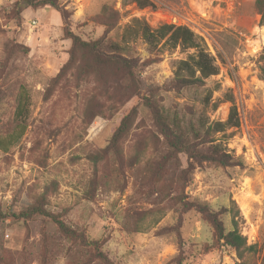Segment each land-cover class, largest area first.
Wrapping results in <instances>:
<instances>
[{
	"label": "rangeland",
	"instance_id": "1",
	"mask_svg": "<svg viewBox=\"0 0 264 264\" xmlns=\"http://www.w3.org/2000/svg\"><path fill=\"white\" fill-rule=\"evenodd\" d=\"M14 1L0 0V133L12 128L21 85L31 103L25 133L8 152L0 150V209L18 211L44 196V206L81 233L86 245L65 239L49 217L26 223L8 218L0 220V254L8 252L11 264H42L45 234L51 244L49 264H67L80 252V260L91 259L92 242L111 264H176V254L181 264L237 262L230 248L202 250L213 241L212 231L193 209L183 214L179 240L173 234H156L173 223L179 205L171 200L174 188L155 186L141 171L146 161L164 151L148 109L138 96L110 103L96 82H74L71 73L44 98L51 78L67 59L70 41L64 38L56 10L27 7L18 20ZM58 1L68 11L66 27L84 39L103 34L105 27L96 19L103 4L118 11L117 23L106 36L135 58L139 96H153L170 115L224 121L235 106L238 126L216 133L215 138L239 163L195 168L183 195L185 200L207 202L216 209L225 207V227L230 229L236 222L246 243L255 245V252L247 255L248 263L260 264L264 81L258 60L264 52V24H259L254 0H154L156 8H140L131 0ZM137 21L151 29L166 23L186 25L202 38L211 55L221 52L225 63L216 59L219 71L206 79L204 88L176 92L170 87L175 61L193 51L168 45L150 51L138 33ZM207 91L211 100L204 104ZM92 99L103 113L90 117ZM133 105L138 116L121 143L120 159L109 155L95 161L93 154L108 144L120 113ZM138 152L134 163L131 158ZM185 166L186 156L179 154L166 166V176L175 177Z\"/></svg>",
	"mask_w": 264,
	"mask_h": 264
},
{
	"label": "trees",
	"instance_id": "2",
	"mask_svg": "<svg viewBox=\"0 0 264 264\" xmlns=\"http://www.w3.org/2000/svg\"><path fill=\"white\" fill-rule=\"evenodd\" d=\"M140 8H156L154 0H131ZM254 9L259 15V24H264V0H254ZM30 7L37 9L41 7H50L56 10L63 23L64 38L69 39L67 49V59L60 67L58 73L51 78L44 98H47L63 79H67L69 73L72 74L74 82H80L91 79L98 85V91L105 93L106 99L112 102H123L134 96L141 98L143 105L148 109L155 130L162 137L164 151L155 159L146 161L143 165L144 177L153 182L155 186L164 188H174L176 194L171 200L176 206L179 205V211L172 224L163 226L156 231V234H173L175 239H180V229L183 222V214L193 209L200 218L211 227L213 241L210 244H204L203 251H208L213 247L222 250L230 248L236 253L238 259L234 264H250L247 261V255L255 252V245L247 244L246 238L240 233L236 222H232V227L227 229L223 220L227 209L225 207L214 208L207 202L189 201L184 199L183 189L188 185L191 173L195 168L204 164L215 167L235 166L239 160L226 152L225 148L215 138V134L223 132L228 127L238 126L237 111L235 106H231L228 116L224 121L208 122L206 118L185 117L174 113L170 115L153 96H139V80L136 76L137 62L135 58L125 54V48L116 41L109 39L106 35L115 26L118 19V11L112 9L107 3L102 5L101 11L97 14V22L104 25L105 29L101 36L96 39H84L79 34L74 33L68 27V11L58 0H15L13 3V14L21 20L20 13L24 8ZM138 22V21H137ZM138 33L147 44L150 51L160 50L161 47L168 45L170 49L180 48L182 50H192L184 59L175 61L173 78L170 87L176 92H181L190 88H204L206 79L216 75L219 71L216 59L225 63L221 52L217 57L211 55L205 48V44L200 36L195 34L186 25L161 24L155 29H151L146 23L138 22ZM260 77L264 81V52L259 56ZM97 91V92H98ZM211 100V91L203 97L204 104ZM31 97L27 88L20 86L16 106L13 111V125L11 130L0 133V150L8 152L23 136L27 128V120L30 112ZM215 106V104L213 105ZM93 99L89 102L88 111L92 115L101 114L103 110ZM188 111L192 113V108L187 106ZM93 109L96 112H92ZM108 144L93 154L95 161L102 160L112 155L118 160L121 157V143L138 116L137 105L131 106L128 110L120 113ZM158 140V136L156 137ZM139 153L135 154L131 161L138 160ZM179 154L186 156V166L182 168L175 177L166 176V166L173 160H177ZM44 196H39L34 203L18 211H4L0 209V220L12 219L26 223L34 217L44 216L56 224L58 231L65 239L72 243L81 240V245L85 246L86 241L81 233L77 232L70 225L60 219V216L50 212L44 204ZM178 204V205H177ZM44 245L42 247L40 262L49 264L51 251L50 241L43 234ZM92 242V258L85 261L79 259L81 252L76 253L75 259L67 264H111L108 257L98 250ZM73 255V253H72ZM75 255V254H74ZM176 264H181L180 255L173 256ZM92 261V262H91ZM13 263L12 256L6 252L0 254V264ZM260 264H264V244L260 258ZM28 264V263H25Z\"/></svg>",
	"mask_w": 264,
	"mask_h": 264
}]
</instances>
